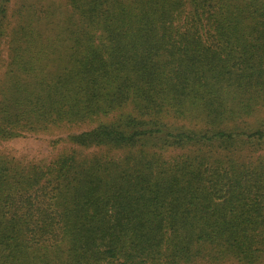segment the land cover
<instances>
[{
  "label": "trees",
  "instance_id": "trees-1",
  "mask_svg": "<svg viewBox=\"0 0 264 264\" xmlns=\"http://www.w3.org/2000/svg\"><path fill=\"white\" fill-rule=\"evenodd\" d=\"M61 129L0 264H264V0H0V141Z\"/></svg>",
  "mask_w": 264,
  "mask_h": 264
},
{
  "label": "rangeland",
  "instance_id": "rangeland-1",
  "mask_svg": "<svg viewBox=\"0 0 264 264\" xmlns=\"http://www.w3.org/2000/svg\"><path fill=\"white\" fill-rule=\"evenodd\" d=\"M87 128L86 125L81 126ZM66 131L52 133L25 134L6 141H0V155L22 163H47L54 155L67 146L60 140Z\"/></svg>",
  "mask_w": 264,
  "mask_h": 264
}]
</instances>
